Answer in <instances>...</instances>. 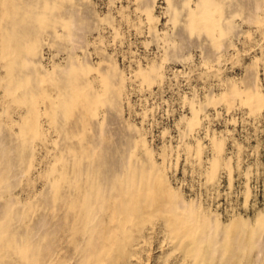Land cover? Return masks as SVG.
Segmentation results:
<instances>
[{
    "label": "rangeland",
    "instance_id": "374dc122",
    "mask_svg": "<svg viewBox=\"0 0 264 264\" xmlns=\"http://www.w3.org/2000/svg\"><path fill=\"white\" fill-rule=\"evenodd\" d=\"M0 264H264V0H0Z\"/></svg>",
    "mask_w": 264,
    "mask_h": 264
}]
</instances>
